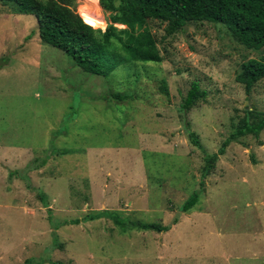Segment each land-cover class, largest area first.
I'll use <instances>...</instances> for the list:
<instances>
[{"label":"rangeland","instance_id":"374dc122","mask_svg":"<svg viewBox=\"0 0 264 264\" xmlns=\"http://www.w3.org/2000/svg\"><path fill=\"white\" fill-rule=\"evenodd\" d=\"M78 12L103 30L110 20L96 0ZM146 26L162 63L105 78L38 33L28 39L36 17L0 3V264H264V131L232 143L207 178L189 137L215 154L245 110L264 113V79L250 96L236 81L264 48L246 49L221 24L191 22L173 36L164 22ZM194 82L207 95L184 114ZM202 182L197 206L181 212ZM111 215L172 229L123 231Z\"/></svg>","mask_w":264,"mask_h":264},{"label":"trees","instance_id":"16d2710c","mask_svg":"<svg viewBox=\"0 0 264 264\" xmlns=\"http://www.w3.org/2000/svg\"><path fill=\"white\" fill-rule=\"evenodd\" d=\"M80 0H0L17 15H32L37 19V29L28 39L38 33L40 40L65 55L71 57L84 72L101 77H109L117 68L134 63H157L163 61L158 44L146 26L153 19L167 24L166 35L173 36L191 22H210L224 25L236 41L246 49L260 52L264 48V0H96L101 9L110 14L106 29L96 28L83 13L78 12ZM91 1V0H86ZM93 1V0H92ZM117 25L124 27L119 29ZM264 79V59H250L244 62L236 81L245 87L250 96L257 84ZM161 92L169 96L165 80ZM198 82L192 84L184 97L180 110L187 114L200 101L206 98ZM115 99L124 100L128 96L114 94ZM264 131V113L245 110V116L239 120L236 130L223 143L215 154L204 149L198 135L190 132L191 142L205 153V166L202 176L211 175L219 157L225 155L232 143L241 138L254 136L259 138ZM201 188L195 191L182 205L181 212L189 213L200 201ZM31 190L32 188L29 187ZM47 206L46 198L39 195ZM102 212L100 219L108 216ZM110 215V214H109ZM117 226L126 231H153L167 233L171 225L156 223L126 222L111 215ZM75 220L70 224H79ZM179 223L176 217L173 226ZM31 259L24 264H42ZM50 264H64L50 262Z\"/></svg>","mask_w":264,"mask_h":264}]
</instances>
